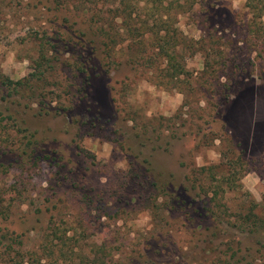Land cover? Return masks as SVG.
<instances>
[{
  "label": "rangeland",
  "instance_id": "374dc122",
  "mask_svg": "<svg viewBox=\"0 0 264 264\" xmlns=\"http://www.w3.org/2000/svg\"><path fill=\"white\" fill-rule=\"evenodd\" d=\"M161 1L0 0V264H264V0Z\"/></svg>",
  "mask_w": 264,
  "mask_h": 264
},
{
  "label": "trees",
  "instance_id": "16d2710c",
  "mask_svg": "<svg viewBox=\"0 0 264 264\" xmlns=\"http://www.w3.org/2000/svg\"><path fill=\"white\" fill-rule=\"evenodd\" d=\"M150 0H137L136 3L134 0H118L117 6L113 9L112 17H122V23L121 26L116 27L112 22H110V26L105 31V34L108 36V41L113 42V46L110 45L109 42H107L106 46L112 50L115 48V45L120 44V42L125 43L128 39L123 36L122 30L127 32V35L132 37L134 40H132L133 45L134 44H141V45H148L147 40L150 39L152 45L157 49V52L154 54H151L152 57H157V55L167 54V52L170 50V38L171 33L168 26V22L163 20V10L169 9L168 5H163V1L160 0L159 6L151 5L148 6L150 3ZM176 1V7L178 9V12H184L186 5H194V3L197 0H173ZM96 3V11H97V17H100V9L99 6ZM169 4H172L169 2ZM162 8V9H161ZM158 14V15H156ZM155 19V27L151 25V19L152 17ZM165 21V22H164ZM164 28V33L162 34L161 31ZM122 29V30H121ZM99 34L102 33V29L98 27ZM151 32V33H150ZM150 33V38L148 37V34ZM131 47V42L128 44ZM139 53L144 55L147 52V49L144 51L143 49L139 50ZM111 55V53H109ZM227 136H231V132L226 131L225 133ZM41 149L42 152L45 151L44 148H38ZM38 150L35 148L33 152H37ZM39 154H37L36 158H41ZM174 199L175 206L180 204L181 195H172ZM183 202V201H181ZM256 218V216H254ZM252 224V223H251ZM253 228V227H252ZM4 238V237H3ZM238 254L237 251L233 253V257H236ZM242 259L244 257H241Z\"/></svg>",
  "mask_w": 264,
  "mask_h": 264
}]
</instances>
